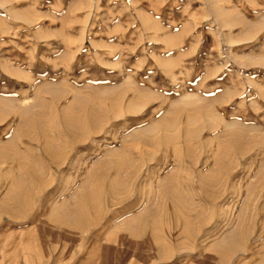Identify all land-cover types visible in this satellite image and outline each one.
I'll use <instances>...</instances> for the list:
<instances>
[{"label": "rangeland", "instance_id": "obj_1", "mask_svg": "<svg viewBox=\"0 0 264 264\" xmlns=\"http://www.w3.org/2000/svg\"><path fill=\"white\" fill-rule=\"evenodd\" d=\"M0 264H264V0H0Z\"/></svg>", "mask_w": 264, "mask_h": 264}]
</instances>
